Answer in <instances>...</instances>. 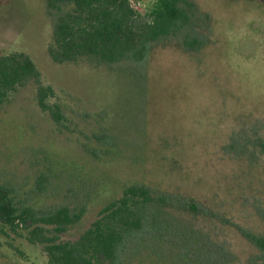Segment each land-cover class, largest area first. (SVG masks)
<instances>
[{"label":"rangeland","instance_id":"rangeland-1","mask_svg":"<svg viewBox=\"0 0 264 264\" xmlns=\"http://www.w3.org/2000/svg\"><path fill=\"white\" fill-rule=\"evenodd\" d=\"M192 1L182 33L194 48L165 38L142 62L103 65L52 59L45 0H0V54L25 52L39 73L0 106V181L41 212L82 208L69 240L127 185L171 195L121 264L259 261L242 232L264 235V0ZM152 2L132 4L146 16ZM39 85L60 122L39 106ZM16 231L0 236V264H48Z\"/></svg>","mask_w":264,"mask_h":264},{"label":"trees","instance_id":"trees-1","mask_svg":"<svg viewBox=\"0 0 264 264\" xmlns=\"http://www.w3.org/2000/svg\"><path fill=\"white\" fill-rule=\"evenodd\" d=\"M134 1L138 0H45L47 11L54 16L48 49L52 59L65 62L85 57L103 65L142 62L150 47L165 38L180 37L189 49L199 44L198 39L182 33L186 26L194 25L197 8L192 0H153L146 16L134 9ZM38 74L25 52L1 53L0 106L11 91L29 79L37 80ZM52 94L49 86L39 85L38 104L60 122L59 105L48 103ZM172 199L141 183L127 185L118 198L99 209L76 239L69 240L62 234L78 222L82 208L61 205L41 212L19 203L13 189L0 181V236L17 232V228L25 230V238L40 245L48 264H121L126 241L149 226L155 209L171 205ZM242 235L259 250L258 264H264V235L249 231Z\"/></svg>","mask_w":264,"mask_h":264}]
</instances>
